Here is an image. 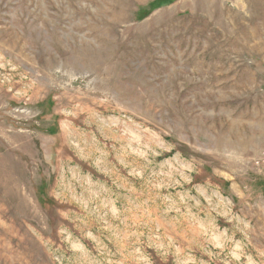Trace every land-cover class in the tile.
Instances as JSON below:
<instances>
[{"label": "rangeland", "instance_id": "374dc122", "mask_svg": "<svg viewBox=\"0 0 264 264\" xmlns=\"http://www.w3.org/2000/svg\"><path fill=\"white\" fill-rule=\"evenodd\" d=\"M0 264H264V0H0Z\"/></svg>", "mask_w": 264, "mask_h": 264}, {"label": "bare ground", "instance_id": "6f19581e", "mask_svg": "<svg viewBox=\"0 0 264 264\" xmlns=\"http://www.w3.org/2000/svg\"><path fill=\"white\" fill-rule=\"evenodd\" d=\"M263 130V129H262Z\"/></svg>", "mask_w": 264, "mask_h": 264}]
</instances>
